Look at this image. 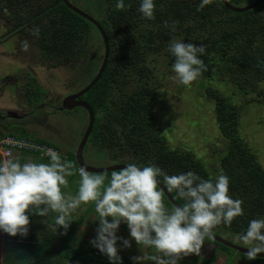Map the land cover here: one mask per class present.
Masks as SVG:
<instances>
[{"label":"trees","instance_id":"obj_1","mask_svg":"<svg viewBox=\"0 0 264 264\" xmlns=\"http://www.w3.org/2000/svg\"><path fill=\"white\" fill-rule=\"evenodd\" d=\"M52 1L49 12L53 13L54 22L61 21L53 23L52 35L59 48L54 57L61 62L69 58L71 66H78L83 58L85 79L89 65L97 67L95 38H99L105 54L104 41L98 29L69 10L63 0ZM105 2L107 9L99 23L110 42L109 62L101 80L84 96L96 115L90 136L94 149L102 152L103 158L111 156L138 166L155 164L169 175L192 171L204 179L214 180L219 174L228 176L230 195L244 201V215L234 219L231 226L221 224L216 228L239 235L250 220L264 218V168L256 150L257 143L261 145L264 141L260 133L264 132L261 128L264 127L261 114L264 112V4L246 13H233L220 0H212L199 11L201 0H154L155 19L150 20L138 11L140 0H125L124 10L115 7L117 0ZM165 21L170 24L177 21L176 31L165 27ZM94 29L98 36L93 35ZM174 38L206 48L200 58L207 71L186 88L188 91L194 88L199 96L196 98L202 103L195 106V110L209 107L215 117L220 136L219 142L211 147L210 158L197 155L203 150L198 151L197 146L202 148L206 143L207 134L201 132V127L196 132L199 138L196 147L191 141L176 146L171 144L159 121L162 112L157 110V103L169 94L167 90L161 91L167 75L161 72L159 65L163 59L166 67L172 69L175 58L167 49ZM94 71L96 76L99 70ZM238 98L242 102L237 103ZM255 105L262 111L252 115L254 123L245 130L246 114H252L251 108L255 109ZM245 106L249 107L244 109ZM250 129L258 133L255 140L246 137L251 135ZM37 142L59 150L53 143ZM73 159L76 176L79 166L76 156ZM210 160L219 165L217 173ZM171 194L183 204L175 193ZM165 200L170 203L166 197ZM41 219L32 215L30 224L40 226ZM71 221L66 233L65 229L59 233L46 232L38 236L43 238L41 242L26 237L17 245L12 244L5 251L4 264H110L92 245L77 246L79 228L73 219ZM205 241L217 250H231L213 240ZM121 257L122 264H135L133 259ZM250 261L264 264L263 259Z\"/></svg>","mask_w":264,"mask_h":264},{"label":"clouds","instance_id":"obj_2","mask_svg":"<svg viewBox=\"0 0 264 264\" xmlns=\"http://www.w3.org/2000/svg\"><path fill=\"white\" fill-rule=\"evenodd\" d=\"M212 3L201 0L197 10ZM115 7L125 9V0H117ZM154 0H140L138 11L147 19H155ZM177 21H165V27L176 31ZM40 29H33L39 36ZM25 50L27 41L23 43ZM168 52L175 58L172 79L184 86L198 80L207 71L200 58L206 52L204 45L172 39ZM48 163L21 162L16 158L0 160V232L11 237H27L30 216L53 215V232L70 228L72 215L82 206L94 204L99 226L90 244L105 255L110 264H122L118 242L131 248V240L117 235L121 224H126L132 240L154 254L136 256L135 264L151 261L153 264H179L190 255L199 257L205 240L214 238V229L231 226L234 219L244 215L242 199L230 195V179L219 174L215 179H204L195 172L169 175L155 164L138 166L128 163L124 168L107 173H95L86 167L78 169L80 177L75 194L65 191L68 177L73 176L74 165L62 160L53 149L47 150ZM163 185V187L161 186ZM167 193H175L183 204L169 208ZM45 223V221H43ZM236 242L247 248V258L255 260L264 253V218L250 220Z\"/></svg>","mask_w":264,"mask_h":264},{"label":"rangeland","instance_id":"obj_3","mask_svg":"<svg viewBox=\"0 0 264 264\" xmlns=\"http://www.w3.org/2000/svg\"><path fill=\"white\" fill-rule=\"evenodd\" d=\"M42 1L47 2V0H42ZM69 1L75 7H77L78 9L82 10L83 12L93 17L96 21L98 22L103 21L102 17L105 14L106 9H107L105 0H69ZM228 1L232 6L242 8V7H246L252 4L256 0H228ZM92 33L94 36L96 35L98 36V33L95 29L92 31ZM95 42H96V48H97L96 52H98L97 54L98 59L97 58L96 59L101 60L104 56V51H102L103 47L102 45H100L99 38L96 37ZM0 61H3V59L0 58ZM98 64L99 63L97 62V67H98ZM81 65L82 64L80 63L78 66H76L75 76H74V70L67 71L64 68L59 70L58 71L59 73H56L55 71H47L46 69H43L40 66H37L36 70L39 75H41L42 73L46 74V76L43 78L46 85H49L50 87H55L56 85L54 83H57L56 81L58 78L64 81L66 77L68 79H73V76H74V79L75 77L77 78V76L79 77L78 69H80V74L83 69ZM166 65L167 64L164 63V60L162 59L160 62L159 68L161 72L163 74H166L167 76H166V79H164V82H163L164 88L161 91L164 92L167 90L169 94L165 98H162L157 103V106H156L157 110H160L162 112L159 118L161 127L165 129V132L167 133V137L168 139H170L171 144L176 145V146H183L184 141H191L195 147H196L197 142L199 141L198 140L199 138L197 137L196 132L197 130L200 131V127H201V132L204 135L207 134V136H205L206 139L204 138L206 141V143L203 144L204 146H202V148L199 145L197 146L198 151L203 149L201 152H197V155L204 159L210 158L211 151H212L211 147L212 145L217 144L219 142L218 137L220 136L217 130L215 117L213 116L212 111L209 107L208 108L206 107L203 109L197 108V111L195 110V106H202L201 105L202 103H200L199 100L196 98L199 96L195 94L196 92L195 89L190 88V91H188L186 86L180 84L178 81H174L172 79V77L174 76V73L172 72V69L169 70V68H167ZM156 74H160V73H156ZM90 77L91 76L88 75V77L85 78L84 80L88 82V80H90ZM83 82L84 81H82L79 85H81ZM56 92H60V91H56ZM236 102L238 103L242 101L240 100V98H238ZM247 107L249 106H245L244 109ZM259 107L260 106L255 105V109L251 108L252 114H248V113L246 114V117L248 118L246 119L245 124L243 125V128H245V130L247 127L250 128V126H252L254 123V119L251 118L252 115L257 114L258 110L262 111L261 108ZM45 114H48L53 117L52 122L57 127L56 130H52L53 132H56V134H54L56 138L55 136H53L54 141L46 140L44 137H38V134L36 132H35L36 134L27 133V132L20 131L21 129L11 128V132L9 134L18 135L20 137L32 139L36 141L42 140L48 143H53L59 147L62 160L70 161L73 163V165H75V160L73 159L75 158L74 156L75 154L73 152H75L78 149L84 137V134L87 129L88 122H89L87 115L81 109L73 110L69 112L68 115L65 114V116L59 114L58 112H54V113L46 112ZM261 114L264 115V112L262 111ZM195 123H197V125L194 128H192V125H194ZM33 128L36 130L39 129L38 126H34ZM261 128L264 130V127H261ZM46 131H49V130H46ZM249 131L251 135L250 136L247 135L246 136L247 139L250 138V139L255 140L258 137V133L253 129H250ZM260 133L264 136V132H260ZM63 140L68 141V144L64 143ZM91 141H92V137L90 138L84 150V153H83V157L86 163L94 167H110L116 164L118 165L128 164L126 163V160L122 161L119 159H113L111 156L103 158L104 154L102 157L101 155L102 152L94 149V146L92 145ZM260 143L259 144L257 143V147H258L256 149L257 157H258L259 163L264 168V141L261 145ZM29 160L33 162H39V163L50 162V160L43 159L39 156H36V157L27 156L26 162ZM210 161H211V164H215L214 162L215 160L214 161L210 160ZM205 163L208 164L207 161L204 162V164ZM215 167H216L215 172H216V169L217 170L220 169L218 164L217 165L215 164ZM73 171L76 174L75 166L73 168ZM75 174L71 177H68L69 186L67 189H65V191L70 194H75L78 189L80 177L78 175L75 176ZM108 175L110 176V174ZM165 204L169 208H172L170 205L171 203H168L166 200H165ZM81 207L82 209H78L72 215L71 218H73L74 223L77 224L79 230H81V232H84L82 236L84 237L83 239L86 240L85 242H87L89 240L94 239L96 236V228L99 226V222H98L99 217L95 211L94 204L82 205ZM53 215L55 214H50V218H49V222L51 224H53V219H52ZM225 228L227 229L228 227L225 226ZM92 229H94L93 231L95 233L90 231ZM61 230H64V229H57V233H59L58 231H61ZM215 232L221 238L235 245H238L240 247L247 249L242 244H239L236 242L237 234L235 233L231 234L230 231L228 230H225V229L219 230L218 228H216ZM79 234L80 233L77 234V238L80 237ZM117 235L119 237H123L125 239L131 240V244H132L131 248H124L122 244L118 242L117 246L118 248H120L119 255H126L127 257L128 256L136 257L139 255L145 256V255L154 254L151 250L144 249L142 246L139 247L136 244V242L132 240L126 224H121L120 229L117 232ZM8 241L9 240L6 238V236H4L3 233H1L0 235V264H4L3 254L6 249V245L8 244L7 243ZM229 253L232 257L239 258L233 261V264L234 263L240 264L239 261L241 259L248 260L247 258L243 257L240 253L234 250H230ZM212 255H213L212 251L205 252L206 258H202L201 259L202 262L204 264L205 263L206 264H219V262L216 261L218 254L215 253V256L213 257ZM145 264H153V262L146 260ZM190 264H198V263L191 262Z\"/></svg>","mask_w":264,"mask_h":264},{"label":"flooded vegetation","instance_id":"obj_4","mask_svg":"<svg viewBox=\"0 0 264 264\" xmlns=\"http://www.w3.org/2000/svg\"><path fill=\"white\" fill-rule=\"evenodd\" d=\"M52 3V0H0V58L3 59L0 61V135L9 134L11 128L27 133L36 132L38 136L56 134L52 131L57 128L52 122L53 117L45 113L68 115L69 112L61 110L63 100L85 88L95 77L94 69L101 68L103 61L97 58L98 67L89 65L91 77L86 82V64L83 58L79 60L83 68L81 74L78 69L80 78L77 76L74 79L76 66H71L69 58L61 62L62 60L54 57L59 48L52 35L53 23L59 24L61 21L54 22L53 13L49 12L53 7ZM62 21L66 23L65 19ZM37 27L40 29L39 36L33 34V29ZM25 41L28 44L26 50L23 47ZM37 66L56 73L62 68L74 70V76L73 79L66 77L64 81L58 78L57 83H54L56 86L50 87L43 80L46 74L39 75ZM82 81L84 82L79 85ZM78 101H85L84 96ZM78 109L84 111L89 121L87 111L83 108L75 110ZM10 114L23 118L11 119L8 118ZM34 126L39 129H34Z\"/></svg>","mask_w":264,"mask_h":264},{"label":"water","instance_id":"obj_5","mask_svg":"<svg viewBox=\"0 0 264 264\" xmlns=\"http://www.w3.org/2000/svg\"><path fill=\"white\" fill-rule=\"evenodd\" d=\"M220 1L222 2V4L227 9H229L233 13H246V12L253 10V9L257 8L258 6L264 4V0H256L255 2H253L252 4H250L246 7L239 8V7L232 6L228 0H220ZM63 3L65 4V6L69 10L80 15L81 17H83L84 19H86L87 21L92 23L98 29V31H99V33H100V35L104 41V46H105V54H104L103 62H102L101 68L99 69L95 78L91 81V83H89L80 92L66 97L62 103L61 110H63V111L71 112V111L75 110L76 108H83L89 114V122H88L87 129L85 131L84 137H83L78 149L73 153L76 156V163L78 164L79 168L83 166V167H86L87 170L90 172L112 173L113 171L124 168L126 165L116 164V165H113L110 167H94V166L86 163L84 160L83 153H84V150L88 144L89 138L93 132L96 119H95V114H94L92 107L85 101H78L79 98H82L83 96H85L94 86L97 85V83L101 80L103 74L105 73L108 62H109V57H110V42H109V39H108L105 31L103 30V28L101 27V25L98 21H96L94 18L90 17L85 12L81 11L80 9H78L77 7L72 5L69 0H63ZM8 118L15 119V120H21L23 117L12 116L10 114V115H8ZM16 125H19V124H16ZM161 186L163 187V185H161ZM165 197L168 199V201L171 203L172 206L180 205L171 193H167L166 188H165ZM214 233H215V229H214ZM211 240L217 242L220 245H223L224 247H227L231 250H234V251L240 253L241 255L247 256L246 255L247 249L240 247L238 245H235V244L221 238L216 233L214 235V238ZM256 258L264 260V253L257 255ZM68 264H78V263L69 262Z\"/></svg>","mask_w":264,"mask_h":264},{"label":"crops","instance_id":"obj_6","mask_svg":"<svg viewBox=\"0 0 264 264\" xmlns=\"http://www.w3.org/2000/svg\"><path fill=\"white\" fill-rule=\"evenodd\" d=\"M7 134H3L1 136H5ZM53 136L55 135H49V134H46L44 136H38V137H44L46 140H53ZM36 141V140H35ZM54 141V140H53ZM64 143H67L68 144V141L66 140H63ZM75 151V150H74ZM27 156H32V155H27V154H23V153H19V154H16L13 158H16V159H19L22 163L23 162H26V159H27ZM36 157V156H35ZM1 160V159H0ZM41 160V159H40ZM43 161V160H42ZM79 176V175H78ZM79 209H82V207H80ZM41 224L40 226H34V225H31L30 224V228H29V235L27 236L28 239H38L40 242L43 241V238L42 237H38L39 235L43 234V233H46V232H50L52 233L53 231H51L50 229L48 230L47 228V225L48 224H51L49 222V218H50V215L48 217H41ZM73 219V218H71ZM43 221H45V223H43ZM94 229L90 230L91 232H94L93 231ZM1 233L3 232H0V235ZM79 241L76 242L77 246H86V245H91L90 244V241H87L85 242L86 240H84L82 234L84 232H81V230H79ZM95 233V232H94ZM4 236H6V238L9 240L6 245V249L10 248L12 244H15L17 245V243L21 242L22 240H24V238L26 237H23V238H19V239H12L11 237H9L7 234L3 233ZM85 242V243H84ZM29 243V242H28ZM84 243V244H83ZM5 249V251H6ZM5 251H4V254H5ZM209 251H212L213 252V256H215V253L218 254V257H217V260L219 262V264H233V261L239 259L238 257H232L230 255L229 252H226V251H220V250H217L216 247H214V245L208 243L205 241V246L202 248L201 250V255L199 257L195 256V255H190L188 257H185L183 260H181L179 262V264H190L191 262H197L198 264H204L202 262V258H206L205 256V252H209ZM4 254H3V257H4ZM121 256H125L127 257L126 255H121ZM146 256V255H145ZM128 258H131L133 259L134 257H131V256H128ZM243 260V261H242ZM146 261H143V264H145ZM240 264H251L252 262L251 261H248V260H244V259H241L239 261ZM206 264V263H205ZM235 264V263H234Z\"/></svg>","mask_w":264,"mask_h":264},{"label":"built area","instance_id":"obj_7","mask_svg":"<svg viewBox=\"0 0 264 264\" xmlns=\"http://www.w3.org/2000/svg\"><path fill=\"white\" fill-rule=\"evenodd\" d=\"M53 149L60 154V151L52 146L39 143L32 139H27L14 134L0 135V159L13 158L16 154L23 153L32 156H39L50 160L47 150ZM61 155V154H60Z\"/></svg>","mask_w":264,"mask_h":264}]
</instances>
